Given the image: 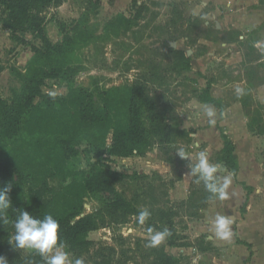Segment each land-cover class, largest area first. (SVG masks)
<instances>
[{"label":"rangeland","instance_id":"1","mask_svg":"<svg viewBox=\"0 0 264 264\" xmlns=\"http://www.w3.org/2000/svg\"><path fill=\"white\" fill-rule=\"evenodd\" d=\"M138 1L147 4L150 10L132 31L118 38L98 39L74 51L72 59L78 73L73 85L95 91L125 87L137 79H150L149 90L157 98L174 138L170 143H156L145 155L115 158L111 163V167L123 176L118 184L119 191L133 200L139 211L145 208L150 211L146 223L140 225L137 215L124 226L92 232L89 239L110 246H114L115 236L119 235L130 237L132 241L149 240L147 229L154 224L162 226L160 212L171 211L175 228L185 238L187 246L170 248L167 238L159 246H164L168 254L181 258L182 264H217L215 258L223 261L220 264H252V260L253 264H262L264 107L258 109L257 101L249 99V95L264 82V49L253 52L248 46L253 40L264 41V25L256 34L246 33L248 38L241 42L239 50L222 46L228 40H239V36L227 27L217 32L215 25L223 21L210 16L214 0L208 5H203L204 0ZM218 2L215 7L226 8L227 1ZM131 4L132 0H63L60 7L47 9L43 17L49 38L57 43L63 39L65 30H70L84 15L89 17L91 31L102 36L110 20L119 15L135 14ZM22 40L14 39L5 30L0 32L2 100H9L12 90L21 88L19 74L25 73L33 56L32 48L38 45L30 34L24 37L27 43ZM168 46L184 52L186 60L170 57ZM239 52L246 56V60L243 58L245 64L235 62V54ZM69 87L65 81H60L45 89V93L64 96ZM236 87L244 89L243 96L236 95ZM208 95L218 98L219 109L214 107L217 111L215 125H209L205 115V109L212 106ZM236 101L243 102L246 107L233 108ZM222 134L235 144L239 158L236 179L220 162L224 147ZM181 147L193 160L200 151H206L210 162L218 165L219 175H232L227 200L210 199L203 183H195L196 177L189 175L190 161L176 154ZM89 163L83 154L74 161L73 168L86 169ZM18 199L10 198L11 202ZM103 208L97 196H90L86 199L83 215L98 213ZM218 214L233 218L234 238L230 243L215 238L212 221ZM241 242L251 244V248ZM199 244L207 247L206 257H200Z\"/></svg>","mask_w":264,"mask_h":264},{"label":"trees","instance_id":"2","mask_svg":"<svg viewBox=\"0 0 264 264\" xmlns=\"http://www.w3.org/2000/svg\"><path fill=\"white\" fill-rule=\"evenodd\" d=\"M62 3L63 0H0V32L5 30L24 43V37L30 34L38 42L32 48L25 73L19 74L21 88L12 90L9 100L0 99V187L10 183V198H19L11 202L7 220L0 222V256L9 264H45L38 254L15 249L9 243L18 212L26 210L39 219L53 215L61 225L65 250L76 259L85 257L83 264H182L181 258L168 254L164 246H147L148 240L132 241L119 235L110 246L89 239L92 232L124 226L139 213L134 201L118 189L123 176L111 167L114 159L145 155L156 143H170L174 132L149 90L150 79L90 91L73 85L78 72L72 57L78 47L132 31L150 9L144 2L132 0L135 14L110 20L102 36L91 31L89 17L84 15L65 30L61 41L53 43L43 14ZM168 48L170 57L186 60L184 52ZM60 81L70 85L66 95L45 93ZM208 101L219 109L217 99L208 95ZM222 138L220 162L236 179L239 158L235 144L224 134ZM83 154L90 160L89 166L75 170L73 163ZM90 196H97L104 208L83 215ZM159 217L162 226L154 224L152 228L168 229L167 246L186 248L172 212H160ZM241 244L251 248V244ZM199 246L201 252H208L207 247Z\"/></svg>","mask_w":264,"mask_h":264},{"label":"clouds","instance_id":"3","mask_svg":"<svg viewBox=\"0 0 264 264\" xmlns=\"http://www.w3.org/2000/svg\"><path fill=\"white\" fill-rule=\"evenodd\" d=\"M238 97L244 95V89L236 87ZM205 115L208 118L209 125H215L217 122V111L209 106L205 109ZM221 116L223 113L220 114ZM176 154L184 160H189L190 176L196 177L195 183H203L205 190L210 193V199L220 201L229 198V188L232 184V175H219L218 165L211 163L206 151H200L195 160L186 153L184 148H178ZM11 184L0 187V222L7 220V212L12 208L9 193ZM151 213L146 208L138 213V223L144 225L150 218ZM233 218L227 215H216L212 221L214 235L216 239L231 242L234 238L232 229ZM13 238L9 241L15 249L29 250L38 254L45 264H83L82 259L73 260L65 251L67 244L61 237V225L53 215L48 214L39 219L28 211H19L13 222ZM149 236V247L161 245L170 235L168 229L157 231L152 227L147 229ZM0 264H7V259L0 256Z\"/></svg>","mask_w":264,"mask_h":264},{"label":"crops","instance_id":"4","mask_svg":"<svg viewBox=\"0 0 264 264\" xmlns=\"http://www.w3.org/2000/svg\"><path fill=\"white\" fill-rule=\"evenodd\" d=\"M206 2L203 3V5H208V3H211L212 0H204ZM215 5L219 3V0H214ZM217 1V2H216ZM221 1V0H220ZM226 2V8L222 9L219 7H215V5L211 6V13L210 16L213 19L216 18H222L221 24H216L215 28L217 32H223L225 31V27H227L228 30H231L235 32L239 36V40L233 41L228 40L222 44V46H231V47H237V49L240 50L241 42L245 40V38H248L245 36L246 33L249 34H256L260 31V27L264 25V0H223ZM214 6V7H213ZM209 26V23H207ZM264 27V26H263ZM264 32V31H262ZM264 37V35H262ZM241 40V41H240ZM249 49H251L253 52H262L264 49V41L262 39L253 40L249 43ZM236 63H246V56H242V54L236 53ZM245 60H244V59ZM245 82V81H243ZM252 98L257 101V105L264 107V82L257 86L255 91L251 94ZM218 99V98H215ZM241 101H236V103L233 105V108H244V105H242ZM262 235H264L263 230H261ZM248 244V243H247ZM208 253H200V257H206ZM258 254L255 255L257 257ZM262 256H264V252L262 253ZM215 262L217 264H220L223 261H218V259L215 258ZM254 263V260H252V264ZM264 264V261L261 262ZM250 264V263H249Z\"/></svg>","mask_w":264,"mask_h":264}]
</instances>
